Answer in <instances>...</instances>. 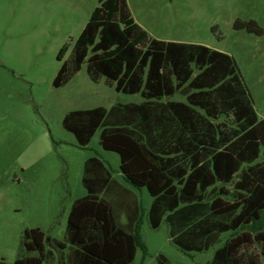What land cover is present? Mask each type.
Here are the masks:
<instances>
[{
	"label": "trees",
	"instance_id": "trees-1",
	"mask_svg": "<svg viewBox=\"0 0 264 264\" xmlns=\"http://www.w3.org/2000/svg\"><path fill=\"white\" fill-rule=\"evenodd\" d=\"M126 4L99 0L53 86H64L86 63L91 82L103 78L142 102L70 111L63 128L85 148L102 127L100 146L119 155L123 181L151 197L149 227L165 221L180 251L206 252L228 234L209 264H264V119L234 60L203 45L151 38ZM234 29L261 35L254 21H236ZM81 182L85 195L66 223L67 263L133 264L136 249L145 251L136 209L122 227L103 198L117 183L96 157L84 162ZM22 245L39 255L15 264H44L54 257L47 245L66 247L33 228L24 231ZM166 260L160 255L157 263Z\"/></svg>",
	"mask_w": 264,
	"mask_h": 264
},
{
	"label": "rangeland",
	"instance_id": "rangeland-1",
	"mask_svg": "<svg viewBox=\"0 0 264 264\" xmlns=\"http://www.w3.org/2000/svg\"><path fill=\"white\" fill-rule=\"evenodd\" d=\"M98 3L0 0V261L15 264L23 257H38L22 245L24 231L33 228L51 242L66 244L58 251L47 245L54 257L44 264H57L59 257L68 264L67 218L73 203L85 195L84 162L96 157L117 183L103 198L122 227L128 225L129 208L136 206L145 251L136 249L133 264H158L160 255L166 264H209L228 234L206 252L180 251L171 244L165 221L157 230L149 227L151 197L146 189L123 181L119 155L100 146L102 127L88 146L78 148L62 126L70 111H108L118 103L142 102L139 94L117 93L103 78L91 82L86 63L64 86H53ZM126 5L151 38L203 45L232 57L258 119H264V0H127ZM236 21L256 22L261 35L234 29ZM64 46L68 50L59 61Z\"/></svg>",
	"mask_w": 264,
	"mask_h": 264
},
{
	"label": "crops",
	"instance_id": "crops-1",
	"mask_svg": "<svg viewBox=\"0 0 264 264\" xmlns=\"http://www.w3.org/2000/svg\"><path fill=\"white\" fill-rule=\"evenodd\" d=\"M137 24H138V23H137ZM135 208H136L135 205H133L131 208H129V209L132 211L133 214H134V212H135Z\"/></svg>",
	"mask_w": 264,
	"mask_h": 264
}]
</instances>
